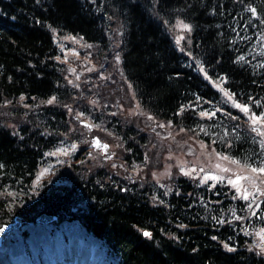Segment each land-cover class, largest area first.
<instances>
[{
    "label": "trees",
    "instance_id": "trees-1",
    "mask_svg": "<svg viewBox=\"0 0 264 264\" xmlns=\"http://www.w3.org/2000/svg\"><path fill=\"white\" fill-rule=\"evenodd\" d=\"M177 16L189 23L192 52L206 73L223 74L234 97L254 110L264 108V66L240 59L243 39L264 31V0H0V108L20 94L31 104L24 113L16 102L5 105L25 117L15 129L0 116V186L26 190L43 150L67 128L64 102L71 90L54 58L52 28L104 45L117 22L121 69L139 105L189 131L197 125L207 133L227 128L231 132L208 142L242 160L250 156L256 143L243 120L227 111L207 118L193 107L200 98L217 99L218 92L173 44L164 21ZM115 126L128 149L124 157L140 159L142 132L131 122ZM201 132L208 140L203 130L196 134ZM96 173L56 169L59 179L43 181L28 199L24 193L26 200L13 205L9 218L40 211L56 220L77 217L119 264H264V254L232 215L245 202L226 182L176 174L167 191H153L149 183L115 182ZM259 206L264 211V201Z\"/></svg>",
    "mask_w": 264,
    "mask_h": 264
},
{
    "label": "rangeland",
    "instance_id": "rangeland-1",
    "mask_svg": "<svg viewBox=\"0 0 264 264\" xmlns=\"http://www.w3.org/2000/svg\"><path fill=\"white\" fill-rule=\"evenodd\" d=\"M98 10L104 12L102 3L98 4ZM184 24L189 26L187 21L178 16L164 21L175 47L185 55V60L189 64L192 63L191 60L195 61L196 68L218 92L217 99L200 98L198 102L192 104L193 107L199 115L203 112L209 113V116H205L207 118L212 116L211 113L217 116L220 111H227L232 113V117L243 120L246 124L245 131L256 143L251 149V155L242 160L225 150L215 148L208 142L216 133L231 132L227 128L220 133L208 128L210 132L207 133L205 127L197 125L196 129L189 131L183 126L174 125L144 110L121 69L120 30L117 22H113L110 26L108 40L104 45L87 41L75 33L52 28V37L56 45L54 58L60 64L64 79L71 90L70 97L64 102L67 111V128L59 135L60 138L43 150L26 190L8 184L0 186V220L11 219L9 216L14 208L13 205L26 200L24 193L28 194V199L37 194L43 181L58 180L59 178L54 174L56 169L61 167H69L72 170L74 168L92 175L97 174L96 171L104 172L105 178L113 179L115 182L126 180L128 184L132 182L135 185L149 183L153 191L159 189L167 191L176 174H185L195 178L199 183L226 182L232 189L233 195L241 199L247 190L249 199H243L245 209L236 213L233 208L232 215L240 219L242 229L249 233L254 246L264 254V211L260 206L256 207L264 201V174L257 176L251 173V167L264 166V136L252 131L253 127L264 131V125L254 126L251 123L252 114L260 116L264 114V108L254 110L247 102H241L234 97L224 85L223 74L212 77L206 73L199 58L192 52L190 26L184 28L182 26ZM250 37L243 39L247 41L240 55L264 66V31ZM225 92L229 93L232 99H229ZM11 102L20 104V111L23 113L30 109L31 104L21 94L13 101L4 100V105L0 108V116L15 129L18 122L25 117L9 111V107L5 105ZM237 103L247 105L249 112L244 113L235 107ZM117 121L121 125L131 122L142 132L139 140L140 159L124 157V152L128 149L125 147L120 130L116 131ZM212 126L213 123L209 127ZM198 128L208 135V140L202 138V132L196 134ZM93 135L100 143L107 145V148L101 144L100 147L92 144ZM238 175L252 178L241 180L238 186L228 182ZM212 176L223 179H211ZM205 177L209 178L205 179ZM249 204L252 207H248ZM3 209L4 211H1ZM2 212L5 215H1ZM254 213L256 218H253ZM53 219L54 217L46 221L53 227L47 232L44 230L46 222L38 221L34 217L20 219L15 230L12 229L8 237H5V244L8 247L11 244L17 246L21 250L20 255L24 263L29 260L31 264H43L44 256L48 255L49 245L53 240L57 250L63 243L82 245L89 264H119L117 255L96 236L98 241L94 240L93 245L85 237L66 236L65 242L60 237L53 239L52 230L63 222L75 221V218H65L58 222ZM79 223L81 224L80 221ZM32 227H35V232H32ZM11 234L14 235L10 237L11 241H8ZM0 264L12 263H6L3 257L0 259Z\"/></svg>",
    "mask_w": 264,
    "mask_h": 264
},
{
    "label": "bare ground",
    "instance_id": "bare-ground-1",
    "mask_svg": "<svg viewBox=\"0 0 264 264\" xmlns=\"http://www.w3.org/2000/svg\"><path fill=\"white\" fill-rule=\"evenodd\" d=\"M75 221H69V222H63L60 225L56 227V229L52 230L53 233V239L61 238L66 239V236L68 238L71 237H78L82 238L85 237L87 241H89L90 244H95L94 240L98 239L90 232L86 231L83 225L79 223L78 220L74 219ZM47 223V224H46ZM45 225V232H47L48 229H53L51 223L46 222ZM71 224V225H68ZM15 230V229H14ZM13 231V230H12ZM11 231V232H12ZM35 227H32V232H35ZM10 232V233H11ZM8 233V235L10 234ZM6 236V238L8 237ZM14 234H11L9 236L8 241L10 240V237ZM6 238L0 242V259H3L6 263H12V264H24L20 258V251L17 246H9L5 244ZM62 241H67L62 240ZM49 245V252L47 256H44V263L43 264H89L87 262V255L84 254V249L82 245L74 246V245H66L63 243V245H60V248L57 250L56 245L53 243ZM7 255V258H5V255Z\"/></svg>",
    "mask_w": 264,
    "mask_h": 264
},
{
    "label": "snow or ice",
    "instance_id": "snow-or-ice-1",
    "mask_svg": "<svg viewBox=\"0 0 264 264\" xmlns=\"http://www.w3.org/2000/svg\"><path fill=\"white\" fill-rule=\"evenodd\" d=\"M253 12H255V9H252ZM184 28H188L189 26L184 24L182 25ZM240 59H243V57H241ZM217 87H220V85H217ZM225 95L228 96L229 99H232V96L229 95V93L225 92ZM55 99V98H53ZM52 101L50 100L49 103H51ZM235 107L241 109V111H243L244 113H248L249 112V107L247 105H241L239 103L235 104ZM202 116H209V113L207 112H203L201 113ZM212 116H215V113H211ZM251 123L252 125H264V114L258 116L255 113L252 114L251 116ZM252 131L257 132L260 136H264V131H261L260 128L258 127H253ZM96 146L100 147V143L97 140L96 141ZM105 148H107V145H104ZM227 157H225L226 159ZM233 163H237V161H233ZM225 171H228V169H224ZM251 173L256 174L257 176L264 174V166H260V167H251ZM209 177H205V179H208ZM211 179H223V177H216V176H212L210 177ZM252 177L248 176H236L235 179H230L228 182L230 184H232L233 186H238L241 180L244 179H251ZM243 199L248 200L249 199V195L247 193V190H245V194L243 196ZM248 207H252L251 204L248 205ZM256 207H259V205H256ZM255 214V213H254ZM143 235L146 237H150L151 233L145 231L143 232Z\"/></svg>",
    "mask_w": 264,
    "mask_h": 264
},
{
    "label": "water",
    "instance_id": "water-1",
    "mask_svg": "<svg viewBox=\"0 0 264 264\" xmlns=\"http://www.w3.org/2000/svg\"><path fill=\"white\" fill-rule=\"evenodd\" d=\"M89 124V123H88ZM97 137L93 135L92 144H96ZM99 141V140H98ZM100 143V141H99ZM101 145H104L103 142L100 143ZM54 216V214L45 213L44 211L39 212L35 215V219L45 222L49 219H51ZM23 216H20L18 214H14L13 217L7 221H3L0 223V242L8 235V233L16 227V225L19 223V220L22 219ZM145 232V229L142 230Z\"/></svg>",
    "mask_w": 264,
    "mask_h": 264
}]
</instances>
